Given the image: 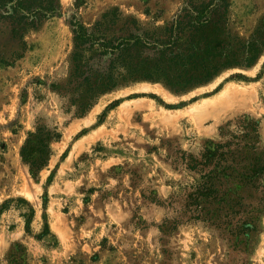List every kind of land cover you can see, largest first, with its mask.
Masks as SVG:
<instances>
[{"label": "rangeland", "instance_id": "374dc122", "mask_svg": "<svg viewBox=\"0 0 264 264\" xmlns=\"http://www.w3.org/2000/svg\"><path fill=\"white\" fill-rule=\"evenodd\" d=\"M58 1L61 16L26 34L22 58L0 64V264L20 249L24 264H264V211L246 250L185 219L165 231L179 211L170 198L192 181L172 168L176 151L197 154L241 116L259 122L264 149V50L253 66L225 70L184 93L159 82L129 84L75 118L51 87L68 77L73 16L90 28L118 8L145 27L163 26L185 0ZM230 5L233 34L248 40L264 19V0ZM229 88L244 93L220 100ZM37 124L56 128L60 138L33 178L20 149ZM29 208L35 215L26 232ZM45 224L49 232L41 237Z\"/></svg>", "mask_w": 264, "mask_h": 264}, {"label": "trees", "instance_id": "16d2710c", "mask_svg": "<svg viewBox=\"0 0 264 264\" xmlns=\"http://www.w3.org/2000/svg\"><path fill=\"white\" fill-rule=\"evenodd\" d=\"M61 14L58 0H0V64L11 66L22 58L26 34ZM68 23L73 35L68 77L63 86L51 87L66 98L65 113L73 112L75 118L84 117L99 96L129 84L159 82L171 92L184 93L225 70L253 66L264 50V19L248 40L240 39L231 29L230 0H185L163 26L145 27L118 8L102 13L90 28L76 16ZM117 105L113 102L105 111ZM219 136L205 141L197 154L176 151L172 168L192 181L170 198V206L179 211L165 231L173 232L185 219L246 250L264 211L259 122L241 116L220 128ZM59 138L56 128L44 124L27 134L20 158L33 178L47 165L50 144ZM29 210L26 232L35 215ZM48 232L45 224L41 237ZM22 254L21 249L10 254V264H24Z\"/></svg>", "mask_w": 264, "mask_h": 264}, {"label": "bare ground", "instance_id": "6f19581e", "mask_svg": "<svg viewBox=\"0 0 264 264\" xmlns=\"http://www.w3.org/2000/svg\"><path fill=\"white\" fill-rule=\"evenodd\" d=\"M227 87V86H226ZM229 87H231V86H229ZM242 91V90H241ZM242 93H244L243 91L242 92H240V91H238V90H235V89H231V88H229V89H226L225 91H224V93L222 94V96L220 97V100H222L223 101V99H226V98H232V97H235L236 95H241ZM239 95V96H240ZM243 96H244V94H243ZM241 98H243L242 96H241ZM237 99H239V100H242V99H240V98H237ZM222 101H219V102H216L215 103V105H213L212 107H220L223 103H222ZM238 101V100H237ZM230 102V101H229ZM242 103V102H241Z\"/></svg>", "mask_w": 264, "mask_h": 264}]
</instances>
